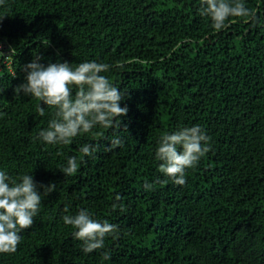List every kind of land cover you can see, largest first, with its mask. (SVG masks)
<instances>
[{"label":"trees","instance_id":"obj_1","mask_svg":"<svg viewBox=\"0 0 264 264\" xmlns=\"http://www.w3.org/2000/svg\"><path fill=\"white\" fill-rule=\"evenodd\" d=\"M198 7L199 0L0 5V44L6 54L14 47L0 63V168L56 185L0 264H264V0H246L258 22L232 17L219 32ZM35 56L44 64H112L106 75L125 92L123 146L101 147L70 177L58 167L79 143L108 141L81 136L52 146L35 139L50 110L40 116L39 101L14 94ZM193 124L206 130L210 151L180 186L157 170L154 149L161 133ZM80 208L118 226L105 249L84 254L64 225L61 216Z\"/></svg>","mask_w":264,"mask_h":264},{"label":"clouds","instance_id":"obj_2","mask_svg":"<svg viewBox=\"0 0 264 264\" xmlns=\"http://www.w3.org/2000/svg\"><path fill=\"white\" fill-rule=\"evenodd\" d=\"M4 3L5 0H0V5ZM197 11L210 21L212 29L217 32L225 29L232 17L258 22L257 14L246 7V0H199ZM4 16L0 15V20ZM187 42V38L182 41ZM2 48L0 44V63H6L14 56V47H10L8 54ZM40 60L41 57L35 56L23 66V82L14 89L15 98L23 95L40 102L35 106L40 116L45 115L46 109L50 110L47 126L39 129L35 139L52 146L71 145L81 136H90L94 141L97 137L108 141L103 146L99 141L79 143L73 150L77 154L67 155L58 167L65 177H70L86 158H94L101 147L104 151H113L123 146L118 130L129 110L126 105L121 106L125 92L106 75L114 67L112 64L96 60L44 64ZM108 129L112 134L106 136L102 130ZM210 139L199 124L178 126L174 131L161 133L154 149L157 170L174 184L184 185L186 171L195 168L210 151ZM31 173L20 172L13 176L0 168V254L17 251L21 233L34 224L42 200L56 189V185L51 183L38 185ZM152 186L145 181V190ZM115 200L119 201L120 196L116 195ZM117 206L121 210L124 208L122 203L112 205L113 208ZM64 212H68L67 205ZM61 219L64 225L71 227L72 238L81 242L84 254L105 249V239L118 235L116 224L96 218L87 208L64 214ZM101 257L108 261L111 252L104 250Z\"/></svg>","mask_w":264,"mask_h":264}]
</instances>
